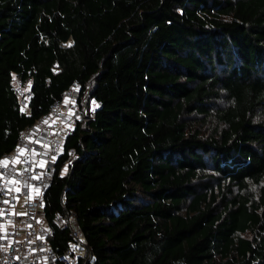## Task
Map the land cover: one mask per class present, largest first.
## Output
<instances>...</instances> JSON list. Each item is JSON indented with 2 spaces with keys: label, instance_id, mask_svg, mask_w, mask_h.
<instances>
[{
  "label": "trees",
  "instance_id": "obj_1",
  "mask_svg": "<svg viewBox=\"0 0 264 264\" xmlns=\"http://www.w3.org/2000/svg\"><path fill=\"white\" fill-rule=\"evenodd\" d=\"M75 82L52 248L73 211L96 264H264V0H0V160Z\"/></svg>",
  "mask_w": 264,
  "mask_h": 264
},
{
  "label": "built area",
  "instance_id": "obj_2",
  "mask_svg": "<svg viewBox=\"0 0 264 264\" xmlns=\"http://www.w3.org/2000/svg\"><path fill=\"white\" fill-rule=\"evenodd\" d=\"M17 91L23 94L19 86ZM27 96L32 98L34 93ZM101 106V102L91 99L90 90L73 83L49 112L19 132L13 151L1 158L0 264H96L73 211L57 213L52 222L61 230H70L66 250L60 253L51 247L54 227L44 216V195L53 185L68 138ZM74 158L75 151L71 150L62 173L68 172Z\"/></svg>",
  "mask_w": 264,
  "mask_h": 264
},
{
  "label": "snow or ice",
  "instance_id": "obj_3",
  "mask_svg": "<svg viewBox=\"0 0 264 264\" xmlns=\"http://www.w3.org/2000/svg\"><path fill=\"white\" fill-rule=\"evenodd\" d=\"M45 123H47V121H45ZM21 152H23V149L20 150ZM6 163V162H5Z\"/></svg>",
  "mask_w": 264,
  "mask_h": 264
},
{
  "label": "rangeland",
  "instance_id": "obj_4",
  "mask_svg": "<svg viewBox=\"0 0 264 264\" xmlns=\"http://www.w3.org/2000/svg\"><path fill=\"white\" fill-rule=\"evenodd\" d=\"M18 86V85H17ZM22 92V91H21Z\"/></svg>",
  "mask_w": 264,
  "mask_h": 264
}]
</instances>
